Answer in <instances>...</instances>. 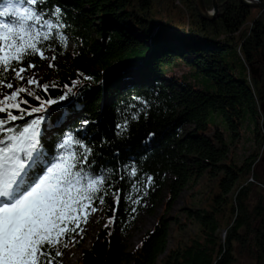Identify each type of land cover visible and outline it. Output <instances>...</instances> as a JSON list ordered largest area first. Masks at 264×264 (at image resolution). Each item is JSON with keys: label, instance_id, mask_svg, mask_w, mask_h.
Here are the masks:
<instances>
[{"label": "trees", "instance_id": "1", "mask_svg": "<svg viewBox=\"0 0 264 264\" xmlns=\"http://www.w3.org/2000/svg\"><path fill=\"white\" fill-rule=\"evenodd\" d=\"M218 3L219 15L210 21L200 16L196 0H45L49 15L55 8L61 10L63 31L74 49L68 54L54 42L51 49L57 58L50 69L58 78L43 84L56 86L46 92L34 90L42 100L58 101L50 105L55 129L41 136L43 151L55 162L61 153L57 145L74 134L93 149L89 157L95 159L93 173L108 178L110 192L121 189L116 222L100 229L79 264H157L167 247L168 213L188 182L204 170L212 176L221 174L206 206L195 214L200 231L184 248L170 250L161 264H235L236 252L250 264H264V190L242 186L237 203L227 196L237 181L247 178L255 161L240 166L233 158L223 162L235 129L257 113L255 94L264 109V12L239 0ZM204 4L213 9V0ZM233 49L242 72L230 56ZM62 57L66 60L60 62ZM31 62L36 67L43 64L39 58ZM183 65L190 69L178 76L175 69ZM66 92L68 98L60 100ZM22 98L29 101L22 105L25 108L41 103L32 96ZM216 110L229 122V139L218 125L209 123ZM68 114L72 118L62 125ZM133 114L139 118L132 119ZM37 115L15 124L22 126ZM126 120L127 129L122 131L117 125ZM186 124L192 129L184 131ZM133 165L136 177L127 174ZM261 165L264 160L256 175L264 182ZM149 176L153 183L145 187ZM137 181L140 191L133 192L131 185ZM165 188L163 213L139 245L128 251L125 238L143 200L148 198L153 212ZM129 195L142 197L141 203L133 204L126 199ZM112 207L109 195L102 205L107 220ZM225 219L228 236L223 240L217 230Z\"/></svg>", "mask_w": 264, "mask_h": 264}, {"label": "snow or ice", "instance_id": "2", "mask_svg": "<svg viewBox=\"0 0 264 264\" xmlns=\"http://www.w3.org/2000/svg\"><path fill=\"white\" fill-rule=\"evenodd\" d=\"M44 4L45 0L0 2V18H7L0 19V264H62L63 249L82 237V225L105 204V197L111 195L114 203L105 227L116 222L121 202V189L110 192L108 178L93 173L95 159L89 160L93 149L84 140L66 135L57 145L61 153L55 162L43 151L41 125L48 106L58 101L42 100L29 86L46 92L56 85L41 84L35 74L27 73L36 67L31 62L36 58L49 60L48 66L55 67L56 55L49 57L46 51L54 42L64 47L68 43L61 10L55 8L49 15ZM14 80L22 83L14 86ZM25 95L41 103L22 107L29 104L22 98ZM34 113L43 115L22 126L15 124ZM138 118L133 114L132 119ZM127 126V120L117 125L122 131ZM127 174L136 177L138 169L133 165ZM138 183L131 185L133 192L140 191ZM152 183L153 178L147 177L145 187ZM126 199L140 204L142 197Z\"/></svg>", "mask_w": 264, "mask_h": 264}, {"label": "rangeland", "instance_id": "3", "mask_svg": "<svg viewBox=\"0 0 264 264\" xmlns=\"http://www.w3.org/2000/svg\"><path fill=\"white\" fill-rule=\"evenodd\" d=\"M249 24L250 22H248L247 25ZM134 32L140 34V32L137 30H134ZM65 48L68 54L72 53L74 46L70 40H68L67 46ZM46 55L49 57L53 55V50H47ZM230 56L232 60H234L238 71L242 72L244 68L242 63L238 61L236 49L230 50ZM190 57L192 58V56ZM64 60H66L64 57L60 58V62ZM49 62V60H43V64L40 67L31 69L27 75L35 74L41 84L44 82H53L58 78V74L55 70L50 69L51 67L48 66ZM247 67L250 74L254 73L250 65ZM188 69H190L189 66L183 65L181 67H177L175 72L179 76L182 75L183 72H188ZM255 75H259V71L255 72ZM13 82L14 86H18L20 83H22L15 80ZM29 87L32 90L37 89L35 86ZM253 105L257 108V113L253 117L254 120L251 116H249L246 118L245 122L239 126V129H235L236 135L233 137L229 145L227 156L223 160L225 163L233 158L235 163L239 166L244 164L246 161L248 163L252 162V160L255 161L252 170L250 168L251 171L249 172L247 178L237 181L235 186H233L231 191L227 194L228 198H232L233 202L235 203H237V194L239 193L242 186L252 185L258 189L264 190V182L261 181L256 175V170L259 166V163L264 160V109H262L261 103L259 102L256 94L254 95ZM48 107L49 113L46 115V119L41 125V136L49 135L55 129V124L50 122L49 118L53 107ZM72 116L70 114L66 115L62 121V125H64L66 122H69ZM209 123L212 125H218L219 128L224 132L227 139L231 137L229 122L221 110L213 111L209 117ZM83 126L86 125L83 124ZM192 127L193 126L191 124H186L184 125V131H189L192 129ZM259 172L264 175V165H261ZM220 174L221 173L219 172L216 176H212L210 173H208V170H204L199 177L192 178L180 193L179 197L176 199L168 213L170 223L167 247L166 251L157 257V264L164 262L170 250L174 248H184L189 243L190 239L200 231L201 224L200 221L195 218V214L197 211L203 210L206 206V203L217 184ZM167 192V188H165L160 200L156 203L153 212L149 211L150 202L148 198L143 200L142 207L136 214L134 224L125 238L126 248L128 251H132L134 248H136L146 233L150 231L156 224L157 219L163 213V206L167 197ZM99 208V211L89 217L88 224L82 225L85 228V232L83 233L82 237L77 236L74 244H70L67 249H63L64 255L61 258L62 264H79L80 260L82 259L83 251L89 249L96 240L98 232L107 222L102 210V206ZM227 223V219H225L222 227L217 230V233L220 234L223 240H225L228 236L226 226ZM235 255L238 257V261L235 264H250V261L244 255L238 256L237 252ZM124 264H131V262L128 261Z\"/></svg>", "mask_w": 264, "mask_h": 264}, {"label": "water", "instance_id": "4", "mask_svg": "<svg viewBox=\"0 0 264 264\" xmlns=\"http://www.w3.org/2000/svg\"><path fill=\"white\" fill-rule=\"evenodd\" d=\"M242 5L250 9H259L264 12V1L262 0H239ZM196 8L200 16L206 20H214L219 15L218 0H213V9L209 11L205 5L204 0H196Z\"/></svg>", "mask_w": 264, "mask_h": 264}, {"label": "bare ground", "instance_id": "5", "mask_svg": "<svg viewBox=\"0 0 264 264\" xmlns=\"http://www.w3.org/2000/svg\"><path fill=\"white\" fill-rule=\"evenodd\" d=\"M205 5V4H204Z\"/></svg>", "mask_w": 264, "mask_h": 264}]
</instances>
